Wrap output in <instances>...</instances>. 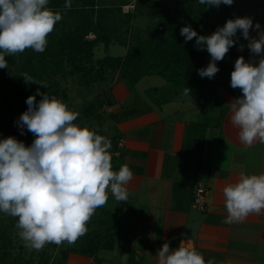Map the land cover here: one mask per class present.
<instances>
[{"label": "crops", "instance_id": "obj_1", "mask_svg": "<svg viewBox=\"0 0 264 264\" xmlns=\"http://www.w3.org/2000/svg\"><path fill=\"white\" fill-rule=\"evenodd\" d=\"M237 17H250L264 30V0L230 7L225 23ZM250 36L257 31L250 29ZM233 39V48L243 44L244 50L226 54L208 92L185 95L161 78L164 85L151 87L154 94L140 93L141 79L154 74L142 76L133 89L119 78L110 85L99 132L111 141L113 171L126 164L133 172L128 199L117 201L109 190L106 204L96 209L108 226L103 245L69 251L60 264H158L163 244L174 249L181 240L192 241L205 261L264 264V215L223 223L224 187L238 182L242 172L264 173V144L243 145L230 121V103L243 95L230 86L235 61L260 57L239 30ZM196 190L202 193L198 202Z\"/></svg>", "mask_w": 264, "mask_h": 264}, {"label": "clouds", "instance_id": "obj_2", "mask_svg": "<svg viewBox=\"0 0 264 264\" xmlns=\"http://www.w3.org/2000/svg\"><path fill=\"white\" fill-rule=\"evenodd\" d=\"M49 0H0V69L7 68L5 56L33 49L43 53L48 35L62 19L60 12L47 7ZM202 5L231 6L233 0H199ZM65 9L71 7L66 0ZM250 29L257 36H250ZM248 41L254 56L236 59L230 86L240 89L242 96L230 103L231 124L239 129V141L247 146L264 144V30L253 26L250 17L228 19L211 35L204 36L190 25L180 29L185 43L195 38L196 49L206 48L211 60L198 70L203 78H213L229 49L236 45L237 31ZM245 45H239V51ZM25 82L47 88L27 73ZM190 90L186 87L184 94ZM42 98L36 101V96ZM27 110L17 121L23 134L26 127L35 139L30 146L9 136L0 139V212L18 218L15 227L25 247L37 251L48 243L74 245L86 234L87 223L97 208L108 200V192L117 201H127V185L133 179L128 165L113 171L110 139L98 134L96 126L76 123L79 113L55 95L41 92L26 99ZM227 217L223 223H242L250 214L264 215V173H240L238 182L223 189ZM158 264H216L205 261L192 241L181 240L177 248L165 242L157 252Z\"/></svg>", "mask_w": 264, "mask_h": 264}, {"label": "trees", "instance_id": "obj_3", "mask_svg": "<svg viewBox=\"0 0 264 264\" xmlns=\"http://www.w3.org/2000/svg\"><path fill=\"white\" fill-rule=\"evenodd\" d=\"M65 3L66 0H49L47 7L53 12H60L62 19L48 35L43 53L29 48L22 53L5 56L8 67L0 69V85L4 89H13L26 97L34 95L37 88L41 92H53L55 81H49L48 78L55 74L64 75L65 64L70 65L71 71L80 72L81 78L86 82L88 78L84 76L90 67H84L82 58L88 60L92 46L97 42L107 45L111 40L124 43L122 38L116 39L113 35L115 27L112 16L120 14L121 3L105 5L97 0H71V7L68 9H65ZM139 3L138 0L134 2L135 9ZM143 3L159 19V27L162 29L147 32L143 41L129 45L122 56L106 55L99 58L96 61L98 77H102L101 73L106 69L115 70L118 78L129 89H133L142 76L154 74L172 83L178 91L184 92L186 87L200 92L210 91L212 78H202L198 74L199 69L207 67L211 60L210 54L206 49H196L195 38L185 43L180 29L190 25L198 35H211L218 27L224 26L229 8L240 5L241 2L233 0L231 6L221 4L219 7H209L200 4L199 0H182L172 9L164 8L159 0H143ZM190 7H193V11ZM131 13L132 11L121 14L124 16L121 21L125 19L124 23H127ZM88 33L93 34L92 39L83 37ZM236 53L239 51L231 47L227 54ZM220 63L221 61L217 62V67ZM23 73L37 82H46L47 88L25 82L21 76ZM51 85H54L52 89ZM106 236V246H110V235Z\"/></svg>", "mask_w": 264, "mask_h": 264}, {"label": "rangeland", "instance_id": "obj_4", "mask_svg": "<svg viewBox=\"0 0 264 264\" xmlns=\"http://www.w3.org/2000/svg\"><path fill=\"white\" fill-rule=\"evenodd\" d=\"M101 4H117L125 2H137V0H97ZM140 3L137 9L131 10L132 13L127 19H123L122 11L115 17L112 16L115 30L113 35L116 39H123V44H119L116 40H111L107 45L97 42L92 46L88 60L82 58L84 67L89 68L84 77L88 81L81 78L80 72L71 71L70 65L65 64V74H55L49 77V81L54 79L55 88L49 95H55L57 98L63 100L69 107L79 113L76 123L96 126L98 134H100V116L104 115V98L110 92V85L118 78L115 70H104L98 77L99 72L96 71V61L106 55H118L126 51L129 45L143 41L147 32L158 31L162 28L159 27V19L147 9V4L143 0H138ZM160 4L165 8L172 9L176 4L181 3V0H159ZM241 3L256 4L261 0H239ZM189 8V6H188ZM193 11V7H190ZM122 14V15H121ZM130 14V13H129ZM114 17V18H113ZM127 18V17H126ZM195 30V29H194ZM89 34V33H88ZM86 34L83 36L85 39H92L91 35ZM208 36L210 34H201ZM114 44V45H113ZM120 46V47H119ZM206 49V48H204ZM123 55V54H122ZM85 72V71H84ZM161 77L148 76L143 77L138 84V91L140 93L151 96L155 91L151 87H161L164 85ZM164 81V80H163ZM54 85H51L52 89ZM142 87V88H141ZM146 87V89H144ZM141 88V89H140ZM42 97L37 95L36 101ZM27 97L23 93L14 92L13 89H4L0 85V139L12 136L24 144L31 145L35 136L27 130L21 129L17 124L19 117L27 110L26 104ZM89 112V114L87 113ZM98 116V117H97ZM104 215L95 211L90 221L87 223V232L78 240L74 245L69 246L67 242L57 246L55 243L46 244L43 249L37 251L25 247L24 241L18 235V230L15 227L18 218L6 215L0 212V264H60L69 251L87 249L92 246H100L101 241H104L103 235L108 231V226L101 219H105ZM103 245V244H102ZM105 245V243H104Z\"/></svg>", "mask_w": 264, "mask_h": 264}, {"label": "built area", "instance_id": "obj_5", "mask_svg": "<svg viewBox=\"0 0 264 264\" xmlns=\"http://www.w3.org/2000/svg\"><path fill=\"white\" fill-rule=\"evenodd\" d=\"M134 8V1L133 2H126L120 5V9L123 13L125 12H129ZM88 35H91L93 37V34L89 33ZM202 197V193L200 190H196V192L194 193V201L198 202L199 199H201ZM199 208H201V204H199L198 206Z\"/></svg>", "mask_w": 264, "mask_h": 264}]
</instances>
